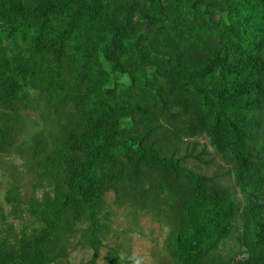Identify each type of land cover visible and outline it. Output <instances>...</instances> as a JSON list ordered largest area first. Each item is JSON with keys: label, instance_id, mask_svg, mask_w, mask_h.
<instances>
[{"label": "trees", "instance_id": "trees-1", "mask_svg": "<svg viewBox=\"0 0 264 264\" xmlns=\"http://www.w3.org/2000/svg\"><path fill=\"white\" fill-rule=\"evenodd\" d=\"M39 100L48 139L15 144ZM202 134L233 187L165 153ZM11 148L47 189L26 207L8 190L0 264H58L81 223L96 264L108 191L168 221L173 264H264V0H0V159Z\"/></svg>", "mask_w": 264, "mask_h": 264}, {"label": "rangeland", "instance_id": "rangeland-1", "mask_svg": "<svg viewBox=\"0 0 264 264\" xmlns=\"http://www.w3.org/2000/svg\"><path fill=\"white\" fill-rule=\"evenodd\" d=\"M41 106L42 102L39 100L38 106L21 111L22 121L15 124V127L19 128L15 144L29 140L31 133L36 131H42L43 137L48 139L50 127L41 117ZM164 142L167 155H172L174 159H183L181 168L213 177L222 187H233L230 163L217 154L204 134L194 137L180 135L173 144L167 140ZM13 148L10 154H3L0 159V212L3 211L6 215L12 208L6 202V196L13 185H17L25 207L31 195L40 198L47 189L46 186L32 189L35 179L29 164L25 163L26 157L20 153L14 154ZM184 179L183 177L181 181ZM143 187H149L148 180L143 181ZM99 220L102 225H107L108 229L103 228L100 232L101 244L96 255V264H108V259L115 255L119 257L118 264H135L137 260L140 264H173L166 247L171 227L163 216L156 215L140 205L134 207L130 201L118 198L114 191H108L102 199ZM8 222L14 231H19L24 219L11 215L8 216ZM83 227L85 223H81L77 230L69 235L66 257L58 264H90L93 249L81 235ZM236 228H240L238 219ZM236 228L231 238L218 248L217 253L220 256H227L237 250Z\"/></svg>", "mask_w": 264, "mask_h": 264}, {"label": "clouds", "instance_id": "clouds-1", "mask_svg": "<svg viewBox=\"0 0 264 264\" xmlns=\"http://www.w3.org/2000/svg\"><path fill=\"white\" fill-rule=\"evenodd\" d=\"M135 264H140V261L137 260V261L135 262Z\"/></svg>", "mask_w": 264, "mask_h": 264}]
</instances>
